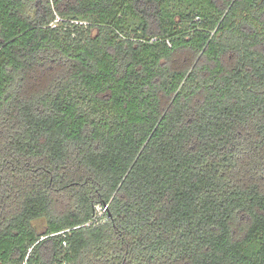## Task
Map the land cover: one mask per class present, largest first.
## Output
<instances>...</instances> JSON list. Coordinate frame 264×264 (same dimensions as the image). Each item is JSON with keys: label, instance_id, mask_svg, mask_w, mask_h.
Returning a JSON list of instances; mask_svg holds the SVG:
<instances>
[{"label": "trees", "instance_id": "obj_1", "mask_svg": "<svg viewBox=\"0 0 264 264\" xmlns=\"http://www.w3.org/2000/svg\"><path fill=\"white\" fill-rule=\"evenodd\" d=\"M0 264H264V0H0Z\"/></svg>", "mask_w": 264, "mask_h": 264}, {"label": "rangeland", "instance_id": "obj_2", "mask_svg": "<svg viewBox=\"0 0 264 264\" xmlns=\"http://www.w3.org/2000/svg\"><path fill=\"white\" fill-rule=\"evenodd\" d=\"M130 20V18H129ZM132 22V21H130ZM97 33L96 28L92 29V35H95ZM35 224V226H37L39 229L43 227L44 225V221L43 220H36L33 222Z\"/></svg>", "mask_w": 264, "mask_h": 264}]
</instances>
